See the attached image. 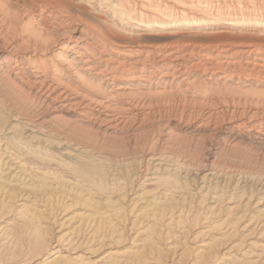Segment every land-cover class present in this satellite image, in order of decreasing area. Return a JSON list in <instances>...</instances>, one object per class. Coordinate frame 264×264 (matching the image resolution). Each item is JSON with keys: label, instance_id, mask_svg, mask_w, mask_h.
I'll list each match as a JSON object with an SVG mask.
<instances>
[{"label": "bare ground", "instance_id": "6f19581e", "mask_svg": "<svg viewBox=\"0 0 264 264\" xmlns=\"http://www.w3.org/2000/svg\"><path fill=\"white\" fill-rule=\"evenodd\" d=\"M227 32L264 38V0H0V117L6 115L10 123L0 127V164L5 156L11 159L10 171L41 175L33 180L36 184L31 177L29 186L21 183L34 195V205L52 189L58 191L59 183L101 177L96 170L119 157L111 154L119 150L139 160L130 185L151 198L147 211L153 212L154 224L171 227L183 224L186 213L184 167L196 149L185 148L186 137L196 143L215 131L193 180L199 183L200 199L212 201L219 211L225 205L226 214L211 222L208 214L215 208L209 209L204 223L195 224L201 231L192 237L234 228L243 215L232 217L242 204L223 191L210 193L207 184L213 182L218 157L228 147L264 148V43L258 38L196 41ZM6 91L19 95L17 104L6 98ZM175 100L192 104L196 117L181 114L157 135L142 132L139 140L112 144L111 152L81 139L86 123L106 133L123 131L143 112L148 115ZM215 106L222 108V126L209 111ZM114 177L109 175V181ZM232 203L234 207H226ZM153 226L139 228L137 235H148ZM215 240L203 242V247L210 248ZM67 245L57 253H67L60 257L68 262L106 264L73 252L81 244ZM56 249L47 247L22 264H42L46 253Z\"/></svg>", "mask_w": 264, "mask_h": 264}, {"label": "rangeland", "instance_id": "374dc122", "mask_svg": "<svg viewBox=\"0 0 264 264\" xmlns=\"http://www.w3.org/2000/svg\"><path fill=\"white\" fill-rule=\"evenodd\" d=\"M222 34L214 35L216 38L213 35L209 37L200 36L203 38H197L196 41L204 44H218L231 42L232 40L233 42L235 40L239 42H258V39H260L258 43L260 41L264 43V38L258 37V35L244 36L237 33L228 35V32ZM210 37L212 38L210 39ZM5 94L7 95L6 98L10 99L12 103H18L19 95L7 91ZM169 103L160 105L163 107L156 106L152 108L153 110L151 109V113L148 115L143 112L137 122L130 121L123 131L106 133L92 126L91 123H86L81 139L91 143L97 149L98 147L105 148L107 152H111L114 149L111 146L112 144H119L121 140L127 141L130 138L139 140L142 137V132L147 133L149 131L150 135H157L159 132L164 131L165 127L169 126L174 120L178 121L182 116L181 114L191 115V118L194 115L196 117L195 110L197 109L194 110L192 104L188 102V105L186 102L184 104V100H175L174 103ZM189 107L190 109H188ZM212 108L209 111L215 113L217 123L222 126L224 121L223 115L220 113L222 108L220 106ZM183 110H185V113ZM5 117L6 115L0 117V127L5 128L10 124ZM228 118L227 115L226 119ZM86 131L88 133H85ZM2 135L3 133L0 134V136ZM214 135L215 131L204 136L196 143L191 141L190 136L186 137L188 141L185 142V148L189 147L187 148L188 151L193 150V148L197 150L194 149L195 153L193 151L190 154L192 157H189V162L184 167V176L186 177L183 180L182 195L185 198V219L183 218V224L176 223L171 226L172 228L166 227L160 221L156 225L154 224L153 212L147 211L149 210L148 201L151 198L142 195V191H132V185H130V178L138 169L139 160H134V158L132 159V157L123 154L121 151L118 154L119 150L114 149L115 152L112 151L111 153L112 155L116 154L114 157H119L110 159L109 163L105 161L103 166L98 167L96 170L101 175L98 178L103 179L102 181H98V178V180L93 179V177L92 179L89 178L88 182H82L81 179L80 181L78 179V182L75 183L80 185L59 183L57 187L60 189L57 188L58 191L52 189V193L49 191L48 195L45 196L46 198L39 197L34 204L35 206L33 205L34 195L29 188H24L22 182L29 186L32 178V183L36 184L38 177H41V175L33 170V173L29 171L24 175L10 171L8 167L11 165V159L1 156L0 264H22L24 260L31 259L36 252L45 251L47 247L48 249H57L46 253L47 256L42 264L51 262V264H76L62 258L64 255L67 256V253L62 254L63 256L61 252L57 253L58 249L61 251L59 247L67 248V244H70L72 248L81 244L73 252H83L84 258L96 261L101 259L106 264H264V148L260 146L242 145L240 148L233 147L232 149L228 147L222 153L223 155L218 157L213 182H210L211 185L210 183L207 184L210 193L223 191L226 196L228 195L227 197H233L232 202L242 204L241 209H237L233 214L234 216L232 215L233 219L243 215L242 220L234 228L232 226L231 229L218 230L215 234L200 235L193 240V234L196 233L194 236H197V233L201 231L199 224L195 225L198 220L202 224L209 215L211 217L210 221L215 222L226 214V212L223 213L225 205H222V210L219 211L212 201L200 199V195L196 194L199 183L193 180L197 171L196 166L201 160H205V152L210 148L208 145H210ZM189 140L192 144L189 143ZM94 141L96 142L94 143ZM3 152L4 149L0 151L1 154ZM122 154L125 156L122 157ZM4 163H6L5 166ZM79 168V170H82L81 167ZM26 174L30 176H26ZM113 174L115 175L114 180L109 181L108 176ZM55 186L54 188H56ZM71 188L73 189L71 190ZM70 194H72V197ZM235 203L226 207H234L233 204ZM246 203L248 205L245 207ZM211 208H215L211 211L214 214L207 215V211H210ZM133 222L135 225L131 229ZM148 224L149 226L154 225L148 231V235H137V231H140V229L142 231ZM183 225L186 227L183 228ZM228 229L231 231L229 232ZM232 229H234V233ZM231 232L233 234L227 237ZM213 237L218 240H215L214 243L212 241L210 248L203 247V242L208 241L211 243ZM142 240L145 242H142ZM113 252H116L117 255L111 256ZM83 260V263L80 262L79 264L91 263L89 259Z\"/></svg>", "mask_w": 264, "mask_h": 264}]
</instances>
